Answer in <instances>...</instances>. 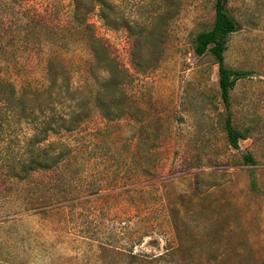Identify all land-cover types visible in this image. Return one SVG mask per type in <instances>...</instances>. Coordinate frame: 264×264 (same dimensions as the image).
I'll list each match as a JSON object with an SVG mask.
<instances>
[{
    "label": "rangeland",
    "instance_id": "1",
    "mask_svg": "<svg viewBox=\"0 0 264 264\" xmlns=\"http://www.w3.org/2000/svg\"><path fill=\"white\" fill-rule=\"evenodd\" d=\"M107 1L113 25L99 0H0V80L19 90L43 87L48 62L57 57L72 86L90 94L107 74L92 65L90 40L100 39L124 72L128 116L107 121L94 110L69 140L79 143L101 179L135 189L138 206L130 209L136 202L127 194L118 199L120 210L104 216L106 199H98L76 222L67 208L50 207L59 205L47 201L44 184L0 177V264L261 263L264 0H225L239 23L228 38L226 65L250 72L230 94L233 123L247 135L240 149L229 145L224 130L218 64L211 53L194 50L196 35L213 26L216 0ZM142 123L157 135L154 142L144 134L158 143L157 155L113 154V144L133 151ZM151 163L152 178L133 184ZM148 223L144 239L130 235Z\"/></svg>",
    "mask_w": 264,
    "mask_h": 264
},
{
    "label": "trees",
    "instance_id": "2",
    "mask_svg": "<svg viewBox=\"0 0 264 264\" xmlns=\"http://www.w3.org/2000/svg\"><path fill=\"white\" fill-rule=\"evenodd\" d=\"M99 2L103 9L102 17L113 25L110 15L114 11L113 6L107 0ZM120 25L131 31L132 27L124 17H121ZM238 30L239 23L229 13L225 0H216L213 26L196 35L194 47L198 55L211 53L218 64L219 87L226 109L224 130L229 145L235 149H240V140L247 135L233 123L230 94L240 79L250 75L249 71L231 68L225 62L228 38ZM141 37L143 33L136 36L137 40ZM90 48L96 59L92 65L107 72L90 94L72 86L57 57H52L48 62V84L43 87H23L19 90L11 81L0 80V177L21 184L35 181L44 184L42 192H49L47 201H51L50 205L57 202L59 205L50 207L67 208L76 222L83 215V207L92 211L98 199H106V203L100 206V211L106 216L109 210H117V207L120 210L122 205L118 201L119 197L128 194L132 197L131 203L137 201L135 197H139L135 189H119L116 184L118 181L114 184L108 178L97 176L95 166L85 159V151L79 143L69 140L79 132L94 110L99 111L107 121L128 116L130 106L123 90L124 72L100 39L93 36ZM142 124L136 132L133 151L129 149L125 153L120 145L113 144L110 147L113 154H126L131 158L140 152L145 156L157 155L158 143H149L145 137L150 139L153 136L155 142L157 135H152L153 130ZM65 133L67 139H52ZM12 143L17 151H14ZM244 159L247 163H254L251 153L244 154ZM141 168L146 175L140 180L133 177V184L152 178L156 169L154 163ZM39 175L45 179L37 180ZM252 184H257L255 178ZM82 187L87 189L82 190ZM137 206L136 202L130 205V209ZM141 225L137 233L130 232L135 239H144L149 235L145 228L151 224ZM158 241L152 240L154 243ZM136 243L139 242H132L133 245ZM259 264H264V261Z\"/></svg>",
    "mask_w": 264,
    "mask_h": 264
}]
</instances>
